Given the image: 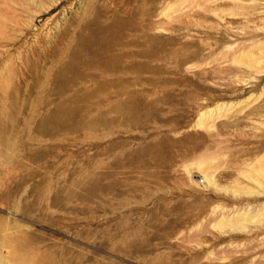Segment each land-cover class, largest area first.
I'll use <instances>...</instances> for the list:
<instances>
[{
    "label": "rangeland",
    "instance_id": "rangeland-1",
    "mask_svg": "<svg viewBox=\"0 0 264 264\" xmlns=\"http://www.w3.org/2000/svg\"><path fill=\"white\" fill-rule=\"evenodd\" d=\"M231 1L0 0V264H264V0Z\"/></svg>",
    "mask_w": 264,
    "mask_h": 264
},
{
    "label": "bare ground",
    "instance_id": "bare-ground-1",
    "mask_svg": "<svg viewBox=\"0 0 264 264\" xmlns=\"http://www.w3.org/2000/svg\"><path fill=\"white\" fill-rule=\"evenodd\" d=\"M257 1H260V0H232V1H231L232 3H228V4H225V5H226V6H229V7H232V6L236 5L237 3H238V4H239V3L243 4V3H247V2H257ZM235 2H237V3H235ZM222 8H225V7H214L213 9H214V10H219V9H222ZM79 48H81L80 43H79ZM262 158H264V157H262ZM262 158H261V159H262ZM258 162H259V161H258ZM261 162H262V161H261ZM259 209H264V205H258V208H257L256 211H258ZM246 213H247V214H248V213H252V212L249 211V209H248V203L246 204L245 210H244L243 212H240L236 217L244 216V215H246Z\"/></svg>",
    "mask_w": 264,
    "mask_h": 264
}]
</instances>
